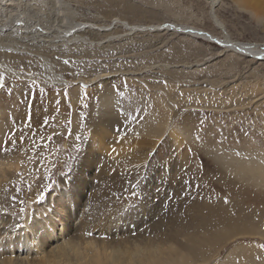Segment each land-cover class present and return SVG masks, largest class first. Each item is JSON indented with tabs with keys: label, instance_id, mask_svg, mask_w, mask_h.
<instances>
[{
	"label": "rangeland",
	"instance_id": "rangeland-1",
	"mask_svg": "<svg viewBox=\"0 0 264 264\" xmlns=\"http://www.w3.org/2000/svg\"><path fill=\"white\" fill-rule=\"evenodd\" d=\"M36 1L0 15L34 8L48 22L67 13L71 26L118 17L221 37L214 14L232 39L264 44V8L239 0ZM153 34L99 48L38 45L47 67L32 51L0 49V215L15 217V229L49 215L63 233L51 244L79 233L97 247L157 245L158 264H264V180L231 163L264 162V60Z\"/></svg>",
	"mask_w": 264,
	"mask_h": 264
},
{
	"label": "bare ground",
	"instance_id": "bare-ground-1",
	"mask_svg": "<svg viewBox=\"0 0 264 264\" xmlns=\"http://www.w3.org/2000/svg\"><path fill=\"white\" fill-rule=\"evenodd\" d=\"M22 1H25L27 3L30 0H0V12L3 11L2 9L6 8V5L10 6V4H13L18 6V2L20 3ZM44 1L43 3H45ZM239 1H242L247 5L249 4L255 9L258 8V6L264 8V0ZM36 2H34V4ZM54 3L56 5L55 0ZM210 4L211 7H214V5L216 4V0H210ZM24 10L25 11L22 13L18 11V13H16V16L14 15L16 17L15 19L13 14L8 15V13L7 16L5 15V17H2L4 15H0V49L11 48L15 49V51L18 52L32 51L29 53H31L33 56L40 57L46 67V51L42 52L40 48L37 47L38 45H44L45 50H52V52L53 49L55 50V48H59L66 44H69L70 47L71 44H73V48L70 49H74V47L76 48L78 46L82 47L84 46V44H88L89 46H92V48H99L106 47L112 39L116 38L120 40V38L123 36L128 38L130 36V38H132L134 37L132 35L136 33L145 32L154 33L152 35L154 38H152L155 40H157L159 35L162 36V32L166 35L174 33L186 34L198 39L208 41L210 43L217 44L222 47L223 52L230 51L240 56L249 57L254 61L264 60V44L243 42L232 39L224 30L222 23L213 13V19L215 22L214 26L217 29H220L223 33L221 37L213 35L212 33L205 31L204 29L177 23L133 25L126 20L118 17L112 18L111 23L108 25H99L94 22L81 21L71 26L66 22V19L69 18L67 16V13L64 14V18H57V21L53 20L51 22H48L47 20L49 19H46L47 15L42 14L39 9L36 10L34 8H25ZM12 17L13 19H11ZM119 27H122L123 29L122 34H118ZM134 41L137 42L136 40ZM34 46L37 47V49H35ZM72 53H74L73 55H75V52ZM189 64L186 63L182 65L189 67ZM196 64L199 65V62H197ZM55 75L56 78L63 81L62 77L58 76L57 74ZM106 75L109 76L112 74L106 73L104 76ZM2 79L3 78L0 76V80ZM24 110L27 111V109ZM1 111L0 117L3 115ZM20 115L21 113H19L16 117L17 120L18 118H21ZM24 115L25 117H31V113L28 115L25 113ZM6 120L8 121V119ZM6 124L0 125V136L1 133H4L6 130ZM9 124H12V120ZM13 124L9 127H13ZM16 161H14V163H16ZM10 162L13 164L9 165V167L11 168L14 166V163L12 161ZM231 163H234V165L237 166L242 165L245 167H250V169L258 179L263 178L264 180V162H259L257 160H238ZM3 168L4 167L2 166V160L0 158V172L3 170ZM1 180L3 179L1 178L0 181ZM49 219V215H43L42 218H36L31 222L29 221L30 223H27L25 229H15L14 226L17 223L16 222L14 224V221L16 220L15 217L4 218L2 217V215H0V264H158L160 262H164L162 261L163 249L157 245L151 247L135 245V247L130 248L128 246L126 247V245L123 247L122 244L112 245L113 242L109 243L107 241L99 244V246L97 247L98 243H96L94 240L86 241L85 238H82V236H80L81 234L78 235L79 233H73V236L65 237L61 242L51 244L53 240L58 238L57 235L63 233L61 232L59 234V231H56V225L52 224V220L49 221ZM66 219L68 221V218ZM71 227L72 226H69V228ZM71 230L73 231V229ZM35 248L40 250V252L35 258L32 256L30 258L28 254H30V252ZM23 253H25V256L22 255Z\"/></svg>",
	"mask_w": 264,
	"mask_h": 264
},
{
	"label": "snow or ice",
	"instance_id": "snow-or-ice-1",
	"mask_svg": "<svg viewBox=\"0 0 264 264\" xmlns=\"http://www.w3.org/2000/svg\"><path fill=\"white\" fill-rule=\"evenodd\" d=\"M65 63H68V61H65ZM3 86H4L3 81L0 80V88H3ZM30 119H31V117H29V120H30ZM45 123H46V121H45ZM22 141H23V137L21 138V142H22ZM13 143H15V142H13ZM0 150L7 152V148L0 149ZM43 197H44V194L41 193L40 199H43ZM226 202H227V201H226Z\"/></svg>",
	"mask_w": 264,
	"mask_h": 264
}]
</instances>
